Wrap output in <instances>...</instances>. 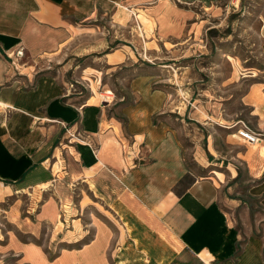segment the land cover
Listing matches in <instances>:
<instances>
[{
	"label": "crops",
	"instance_id": "1",
	"mask_svg": "<svg viewBox=\"0 0 264 264\" xmlns=\"http://www.w3.org/2000/svg\"><path fill=\"white\" fill-rule=\"evenodd\" d=\"M142 1L0 0V206L18 194L31 197L29 215L21 214L18 199L11 202L2 252L21 264H264V230H257V220L238 227L236 220L251 211L233 205L240 201L230 197L238 194V176L246 175L253 203L264 205V41L259 75L250 76L239 98L244 120L262 139L236 152L239 172L217 150L237 138L222 126L218 139L208 136L206 178L187 168L178 134L164 118L172 113L168 94L152 88L158 82L152 75L130 81L135 101L120 104L116 116L101 102L68 104L59 77L33 70L79 24L100 16L126 25L130 6ZM176 1L180 4L159 0L141 11L156 26L155 39L180 41L196 32V14L182 6L198 5L211 16L220 5V0ZM19 47L23 57L16 59ZM69 133H78V141L65 150ZM60 175L89 185L116 218L93 222L92 238L78 247L62 248L79 241L65 236L57 244L49 237L51 245L44 248L38 243L43 228L55 223L59 203L67 199L64 188L57 190L59 199L46 190Z\"/></svg>",
	"mask_w": 264,
	"mask_h": 264
},
{
	"label": "rangeland",
	"instance_id": "2",
	"mask_svg": "<svg viewBox=\"0 0 264 264\" xmlns=\"http://www.w3.org/2000/svg\"><path fill=\"white\" fill-rule=\"evenodd\" d=\"M158 1L145 0L130 6L134 11H131L126 25H114L108 18L100 16L79 24L59 51L38 59L33 70L59 77L66 85L68 104H98L107 99L103 106H109L116 116L120 104H133L135 101L130 81L139 75H152L153 81H158L152 88H161L168 94L166 108L172 113L166 112L164 118L178 134L187 168L206 178L203 166L206 165L208 136L218 139L222 135V126L229 127L240 121L250 127L244 120L246 110L240 106L239 98L245 92L250 76H258L257 70L262 66L264 0H220L219 9L211 16L206 15V8L198 5L182 6L183 10L192 8V13L196 14L194 24L199 23V28L180 41L155 39L151 33L156 29L153 21L142 18L141 11ZM174 2L180 4L176 0ZM162 65L166 67L162 68ZM238 113L241 114L234 115ZM77 134H67L61 147L67 150L66 146L75 144ZM230 141L227 146L218 145L217 150L238 166V161L234 160L236 152H243L245 146L251 145L234 137ZM238 168L239 172L243 171L241 165ZM252 184L246 175H239L236 183L238 194L230 197L240 201L233 205H246L251 211L239 217L236 225L241 228L245 221L254 224L257 220L260 232L264 230L261 227L264 224V205L257 200L253 203L255 198L246 191ZM58 188L65 189L67 199L59 203L55 223L43 228L38 243L44 248L51 245L47 243L50 238L57 244L65 236L79 241L61 245L62 248L78 247L92 238L93 222L108 224L107 219L114 221L116 218L85 182L70 180V175H60L46 190L59 199ZM30 198L29 192H25L9 198L0 206L3 237L0 240V264H21L16 257L2 252L8 228L5 217L14 199L21 203V214H28ZM35 213L36 210L30 211L32 220Z\"/></svg>",
	"mask_w": 264,
	"mask_h": 264
},
{
	"label": "built area",
	"instance_id": "3",
	"mask_svg": "<svg viewBox=\"0 0 264 264\" xmlns=\"http://www.w3.org/2000/svg\"><path fill=\"white\" fill-rule=\"evenodd\" d=\"M14 57L16 59H20L23 57V48L19 47L15 53H14ZM109 96H105V98H108ZM107 99H104L103 102H106ZM102 102V103H103ZM229 129H234V132L232 133L233 136H236L240 141H242L244 144L247 145H254V144H258L260 143L262 136L259 133H256L255 131H253L251 129V127H249L248 125H246L243 122H238L235 123L233 125H230L228 127ZM1 235V232H0ZM1 236H0V240H1Z\"/></svg>",
	"mask_w": 264,
	"mask_h": 264
},
{
	"label": "bare ground",
	"instance_id": "4",
	"mask_svg": "<svg viewBox=\"0 0 264 264\" xmlns=\"http://www.w3.org/2000/svg\"><path fill=\"white\" fill-rule=\"evenodd\" d=\"M254 145H257V144H254Z\"/></svg>",
	"mask_w": 264,
	"mask_h": 264
}]
</instances>
